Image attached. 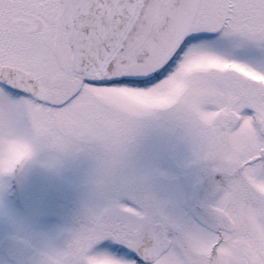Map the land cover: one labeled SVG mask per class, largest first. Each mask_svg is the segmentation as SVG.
Returning a JSON list of instances; mask_svg holds the SVG:
<instances>
[{"label":"snow or ice","instance_id":"6c2138e0","mask_svg":"<svg viewBox=\"0 0 264 264\" xmlns=\"http://www.w3.org/2000/svg\"><path fill=\"white\" fill-rule=\"evenodd\" d=\"M0 264H264V0H0Z\"/></svg>","mask_w":264,"mask_h":264}]
</instances>
